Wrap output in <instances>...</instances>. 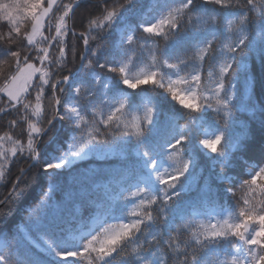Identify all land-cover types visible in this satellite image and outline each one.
Returning a JSON list of instances; mask_svg holds the SVG:
<instances>
[{
	"label": "snow or ice",
	"instance_id": "snow-or-ice-1",
	"mask_svg": "<svg viewBox=\"0 0 264 264\" xmlns=\"http://www.w3.org/2000/svg\"><path fill=\"white\" fill-rule=\"evenodd\" d=\"M261 5L103 0L76 33L78 4L0 0V116L17 114L7 127L26 138L0 135V221L34 168L46 185L0 264H264ZM241 84L251 94L237 108Z\"/></svg>",
	"mask_w": 264,
	"mask_h": 264
},
{
	"label": "trees",
	"instance_id": "trees-1",
	"mask_svg": "<svg viewBox=\"0 0 264 264\" xmlns=\"http://www.w3.org/2000/svg\"><path fill=\"white\" fill-rule=\"evenodd\" d=\"M75 0H63V3H73ZM103 3V0H80L78 3V7L75 9V12L72 17V26L75 30L76 33H80L82 31H85L87 26H88V21L91 18L97 17L99 13V6ZM260 11L264 12V5H261ZM153 15H155V11L148 13V18L150 19ZM134 22V21H133ZM83 25V26H81ZM26 26L30 27V25L27 24ZM3 31H6V28L0 29ZM45 35H49L47 29H45L44 32ZM95 34V33H93ZM67 39L70 41V46L71 44H75L76 51H81L82 50V41L79 40L78 36H72L71 33H69V36ZM163 45V42L161 41V46ZM40 46H46V44H42ZM21 47H23L21 45ZM68 49H66L67 51ZM150 59L148 50H145L142 55V60L146 63ZM79 66V62L77 61L75 65H69V67H73L75 70V67ZM143 67V64L140 65ZM0 67H6V66H0ZM138 70V69H137ZM62 74H67V73H62ZM213 78L208 81V86L209 88L213 86L212 80ZM0 85H3V79L0 78ZM240 92H239V99L237 100V108H239L241 105L248 103L246 98L251 94L248 87L246 85H239ZM31 91V90H30ZM46 95H47V90H46ZM4 99L3 94H0V101ZM29 100L34 99L32 96L28 97ZM48 101L45 100V105H47ZM3 103H0V107H3ZM250 106V103H249ZM241 119H244L247 115V113H240ZM17 114L13 113L8 116H0V135H3L5 131H11L12 135L16 138H19L26 144V138L20 136V128L17 129H9L7 127L8 121L11 119H16ZM181 123H184L185 121H180ZM59 127V125H57ZM50 135H52L50 133ZM11 145L5 143V148L10 147ZM26 162L20 161L15 163L14 165H9V168L11 169V175L12 178L15 177L17 173V169L20 167H25ZM207 174V173H205ZM68 174L64 173L60 175L59 177H54L52 178V183H56L57 181L63 183ZM245 179L247 178L246 176L244 177ZM29 180L31 182V188L29 191L28 196L26 199L17 205H13L14 208V214L11 215V217L7 220V222L0 221V229L3 230V233L0 234V252H8L10 249L14 251V245H15V240L19 238V235L17 234V228L16 226L19 225L21 228H26L27 225L22 222V217H27L28 212L30 211V207H35L37 204H39L38 199H34V197H37L40 193L41 186H45L46 190V185L44 178L39 176L37 173V169L32 170V175L29 177ZM10 189V183L8 181V178L4 180H0V198L3 196L7 195L8 191ZM102 195V190L98 192H93L92 196H100ZM21 209H24L25 211H22ZM74 210V208H73ZM130 210V206H129ZM92 224L91 221L86 223L82 228L81 227H76L74 226L68 233H66V238L69 240H72L73 237L79 236L80 232L82 231H88L89 228H91ZM37 243H41V247H43V244L41 241H37ZM30 255L33 259L35 260H44L45 257L39 252V250L34 249V248H29ZM84 264H87L85 261Z\"/></svg>",
	"mask_w": 264,
	"mask_h": 264
},
{
	"label": "rangeland",
	"instance_id": "rangeland-1",
	"mask_svg": "<svg viewBox=\"0 0 264 264\" xmlns=\"http://www.w3.org/2000/svg\"><path fill=\"white\" fill-rule=\"evenodd\" d=\"M76 1H79V0H75V1L73 2V4H74ZM58 2H59V0H58ZM79 2H80V1H79ZM46 3H47V0H46ZM76 8H77V7L74 8L73 13H70V16H71V19L69 20V24H70V25H72V17H73V14H74ZM54 11H55V9H54ZM40 66H41V65H39V64L37 63V67H40Z\"/></svg>",
	"mask_w": 264,
	"mask_h": 264
},
{
	"label": "water",
	"instance_id": "water-1",
	"mask_svg": "<svg viewBox=\"0 0 264 264\" xmlns=\"http://www.w3.org/2000/svg\"><path fill=\"white\" fill-rule=\"evenodd\" d=\"M79 1H80V0H79ZM79 1H76V2L74 3V5L77 4ZM74 8H75V7H74ZM73 10H74V9H73Z\"/></svg>",
	"mask_w": 264,
	"mask_h": 264
}]
</instances>
